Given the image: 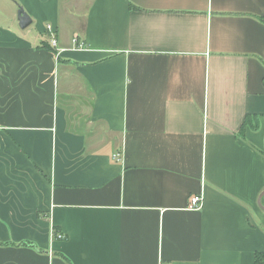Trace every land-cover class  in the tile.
<instances>
[{
  "label": "crops",
  "instance_id": "1",
  "mask_svg": "<svg viewBox=\"0 0 264 264\" xmlns=\"http://www.w3.org/2000/svg\"><path fill=\"white\" fill-rule=\"evenodd\" d=\"M263 19L264 0H0V264H254Z\"/></svg>",
  "mask_w": 264,
  "mask_h": 264
},
{
  "label": "trees",
  "instance_id": "2",
  "mask_svg": "<svg viewBox=\"0 0 264 264\" xmlns=\"http://www.w3.org/2000/svg\"><path fill=\"white\" fill-rule=\"evenodd\" d=\"M130 7L133 8V5L130 4ZM263 21H264V19H263ZM248 128L250 130H253V131L258 128V118L256 116L247 115L244 119V122H243L239 132L242 134ZM262 204L264 206V196L262 197ZM254 264H264V252H257L255 254Z\"/></svg>",
  "mask_w": 264,
  "mask_h": 264
},
{
  "label": "built area",
  "instance_id": "3",
  "mask_svg": "<svg viewBox=\"0 0 264 264\" xmlns=\"http://www.w3.org/2000/svg\"><path fill=\"white\" fill-rule=\"evenodd\" d=\"M45 29H46V32L49 33L50 35L54 34V31H53L51 25H49V24L46 25ZM73 43L77 44V41L74 40ZM51 45L53 47H56V40H55V38H53V36L51 38ZM79 47H81V45H79ZM112 157H113V159H118L119 155L116 154V155H113ZM202 199H203L202 195H198V196L196 195V196L191 197L190 201H189L188 209L193 210V211H197V210L201 209L202 203H203ZM55 236H57L59 238L61 237L60 235H55Z\"/></svg>",
  "mask_w": 264,
  "mask_h": 264
},
{
  "label": "water",
  "instance_id": "4",
  "mask_svg": "<svg viewBox=\"0 0 264 264\" xmlns=\"http://www.w3.org/2000/svg\"><path fill=\"white\" fill-rule=\"evenodd\" d=\"M17 15H18L19 27L21 29H25L26 27H28L30 25V23H31L30 18L21 8H19ZM263 196H264V191L260 194V196L258 198V206L264 211V206L261 203V199Z\"/></svg>",
  "mask_w": 264,
  "mask_h": 264
}]
</instances>
